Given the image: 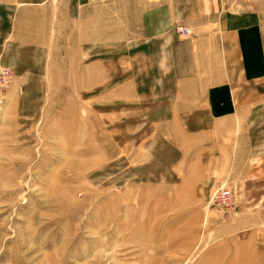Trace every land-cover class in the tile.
<instances>
[{
  "label": "rangeland",
  "instance_id": "374dc122",
  "mask_svg": "<svg viewBox=\"0 0 264 264\" xmlns=\"http://www.w3.org/2000/svg\"><path fill=\"white\" fill-rule=\"evenodd\" d=\"M55 41L42 66L0 63V264H264V118L240 166L208 165L125 109L123 70L107 68L121 55H94L99 83L79 91L74 39Z\"/></svg>",
  "mask_w": 264,
  "mask_h": 264
},
{
  "label": "crops",
  "instance_id": "0c3cea01",
  "mask_svg": "<svg viewBox=\"0 0 264 264\" xmlns=\"http://www.w3.org/2000/svg\"><path fill=\"white\" fill-rule=\"evenodd\" d=\"M255 5V0H0V63L31 55L42 66L56 39L66 47L73 38L80 91L99 83L104 66L94 55H121L107 68L123 70L125 109L149 119L147 127L161 147L165 141L180 151L189 142L188 156L203 155L213 165L219 155L240 166L243 152L251 155L253 126L264 118V37ZM176 25L190 34H178ZM260 129L257 136L264 133Z\"/></svg>",
  "mask_w": 264,
  "mask_h": 264
},
{
  "label": "built area",
  "instance_id": "2783aa9c",
  "mask_svg": "<svg viewBox=\"0 0 264 264\" xmlns=\"http://www.w3.org/2000/svg\"><path fill=\"white\" fill-rule=\"evenodd\" d=\"M175 30L178 34L183 36H186L189 33V31L181 25H176ZM8 75H9V69L4 67L0 68V86L4 84ZM212 198L217 207L227 208L230 204L231 194L226 187L221 186L213 192Z\"/></svg>",
  "mask_w": 264,
  "mask_h": 264
}]
</instances>
